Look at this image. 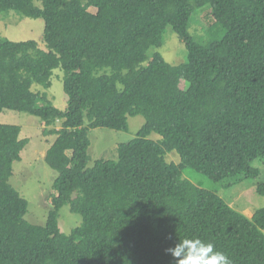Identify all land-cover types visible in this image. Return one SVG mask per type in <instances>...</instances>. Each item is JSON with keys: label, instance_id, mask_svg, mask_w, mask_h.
<instances>
[{"label": "trees", "instance_id": "trees-1", "mask_svg": "<svg viewBox=\"0 0 264 264\" xmlns=\"http://www.w3.org/2000/svg\"><path fill=\"white\" fill-rule=\"evenodd\" d=\"M204 6L224 31L207 44L188 32ZM10 11L43 20L46 50L0 40V112L43 122L57 176L46 223H28L9 184L28 141L0 124V264H174L166 250L185 238L213 243L232 264H264V207L248 220L183 177L192 169L234 185L260 175L251 163L264 158V0H0V15ZM167 27L187 53L179 65L149 55ZM57 68L64 111L31 90L49 88ZM128 116L144 119L136 136L88 167V130L125 131ZM256 191L264 196V182ZM64 205L81 217L69 234L57 222Z\"/></svg>", "mask_w": 264, "mask_h": 264}, {"label": "rangeland", "instance_id": "rangeland-1", "mask_svg": "<svg viewBox=\"0 0 264 264\" xmlns=\"http://www.w3.org/2000/svg\"><path fill=\"white\" fill-rule=\"evenodd\" d=\"M35 5H40V0H34ZM94 11V9H90ZM44 22L41 18L32 19L23 17L15 12H8L0 15V40L12 42L34 41L40 49L46 50L43 42ZM189 34L196 42L207 44L219 40L224 31L215 22L211 15L209 6L197 9L191 16L188 27ZM158 52L170 65L184 63L187 53L182 41L167 27L163 34V44L151 49L149 55ZM63 72L57 68L51 75V85L45 89L40 85L33 84L31 90L46 94V99L57 109L64 111L67 106V96L63 91ZM181 87H186L181 83ZM0 124L16 125L20 127V139H27V144L20 152V160L13 163V174L9 184L27 202V213L24 219L33 225L43 226L46 223L48 213L51 209L52 184L57 173L50 169L44 162V155L54 136L43 135V122L28 113L3 110L0 112ZM144 124L142 116H128L127 129L115 131L105 128H94L88 130L89 155L88 167H92L99 159L115 160L117 158V147L119 144L132 140ZM59 129V123L55 124ZM150 140H158L156 134L149 136ZM167 162H179L175 152L167 153ZM251 166L260 171L256 179H245L237 184L228 185L226 181L213 182L202 174L185 169L183 177L195 186L217 193L235 211L246 218L251 219L253 214L264 207V196L257 193L256 187L264 182V158H257ZM58 227L64 234L78 226L81 217L72 213L68 205H64L58 212ZM264 234V231H263Z\"/></svg>", "mask_w": 264, "mask_h": 264}, {"label": "clouds", "instance_id": "clouds-1", "mask_svg": "<svg viewBox=\"0 0 264 264\" xmlns=\"http://www.w3.org/2000/svg\"><path fill=\"white\" fill-rule=\"evenodd\" d=\"M166 251L174 264H232L227 254L215 250L213 243H206L200 238L179 240L175 247Z\"/></svg>", "mask_w": 264, "mask_h": 264}]
</instances>
